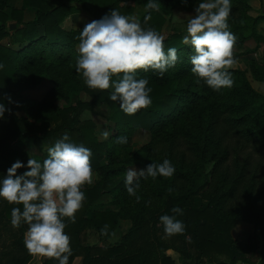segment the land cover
<instances>
[{"label": "trees", "instance_id": "16d2710c", "mask_svg": "<svg viewBox=\"0 0 264 264\" xmlns=\"http://www.w3.org/2000/svg\"><path fill=\"white\" fill-rule=\"evenodd\" d=\"M7 1L0 0V100L6 106L0 118V175L15 160L24 162L29 146L48 149L64 133L92 152L96 178L82 187L86 198L75 221L64 218L72 248L68 264L76 256H81L80 264H175L165 252L168 248L189 264L213 262L220 256L232 264H264V93L252 86L246 69L237 67L229 69L231 87L213 90L191 71L192 46L182 43L187 21L162 32L175 8L194 11L199 0H158V9H147V0H22L19 8H6ZM139 5L145 7L138 16L141 25L156 29L164 37L165 50L175 46L178 58L163 75L151 68L136 70L138 77L148 78L152 102L128 114L109 98L112 89L90 88L75 71L79 32L85 23L65 27L63 22L81 10L92 19L112 8L130 15ZM25 7L34 10L27 20ZM248 10V0H231L227 20L237 37L234 46L258 38L264 12L252 15ZM146 12L150 16L144 20ZM248 62L255 77L264 81V59ZM44 79L50 86L39 99L22 96ZM86 90L88 100L81 96ZM60 99L67 105L58 106ZM83 110L112 123L108 137L97 134L92 119L80 117ZM138 129L149 131L150 141L132 151L131 136ZM120 135L127 137L126 143L117 141ZM159 143L163 152L156 154L151 146ZM47 149L34 158L42 161ZM165 157L175 167L173 174L139 177V187L130 195L124 184L127 166L138 163L144 168ZM25 170L22 166L17 174ZM102 195L109 196L117 209H92ZM173 206L183 211L172 213ZM13 207L22 210V204L0 198V264H29L33 254L24 245L27 224L11 225ZM164 213L182 220L184 232L165 234L158 219ZM119 218L129 219L131 225L118 243H84L86 228L94 227L104 240ZM238 219L254 227L245 241L232 235ZM40 264L56 260L42 256Z\"/></svg>", "mask_w": 264, "mask_h": 264}, {"label": "clouds", "instance_id": "9594fccd", "mask_svg": "<svg viewBox=\"0 0 264 264\" xmlns=\"http://www.w3.org/2000/svg\"><path fill=\"white\" fill-rule=\"evenodd\" d=\"M145 7L158 9V0H147ZM230 10L231 0H199L182 36V43L192 46L191 71L213 90L233 84L229 69L235 62L233 47L237 37L229 28ZM149 16L146 12L144 20ZM163 41L156 29L143 27L137 16L112 8L80 30L75 71L90 88H111L109 98L117 101L125 113L133 114L152 102L148 78L138 77L136 70L151 68L163 75L177 61L176 47L165 50ZM116 74L118 78H113ZM5 111L0 100V118ZM101 135L106 138L109 132L104 130ZM116 139L119 143L127 142L124 135ZM47 153L42 161L33 157L26 162L17 159L7 167L0 175V198L22 204V210L11 209L10 223L13 227L27 224L24 245L30 253L55 258L56 264H68L72 248L71 238L64 231V218L75 221V213L86 198L82 187L93 183L92 152L64 133L48 147ZM22 166L26 170L17 174ZM174 170L167 157L161 162L151 161L139 170L130 167L124 177L126 190L134 195L139 177L171 176ZM182 211L179 206L171 209L177 214ZM158 219L167 235L185 230L183 221L174 215L164 213ZM105 229L106 226L102 231Z\"/></svg>", "mask_w": 264, "mask_h": 264}, {"label": "rangeland", "instance_id": "374dc122", "mask_svg": "<svg viewBox=\"0 0 264 264\" xmlns=\"http://www.w3.org/2000/svg\"><path fill=\"white\" fill-rule=\"evenodd\" d=\"M122 2V0H120ZM249 2V10L248 12L252 15L260 14L264 12V0H248ZM20 3V0H10V5L18 4ZM9 4V3H8ZM145 9L144 6H137L134 11L130 15L139 16V12L143 11ZM193 15L192 10H183L181 8H175L173 10V13L171 14V19H167L166 23L163 26V35L168 33L171 30L178 29L180 24H184L187 19ZM32 12H27L25 18H31ZM91 15L87 10H84L83 12L75 13L72 15H69L65 18V21L63 22V25L65 27H78L84 23H87L91 21ZM257 32L259 33L258 38H250L247 41H245L240 47L234 46L233 47V56L235 59L234 64L231 67H237L241 69L247 70L248 78L252 84V86L257 89L258 91H261L264 93V81L259 80L255 77V75L251 72L249 68V59L253 58L258 62H261L264 59V22H260L257 25ZM78 49V47H77ZM50 86V82L46 79L42 80L40 84L35 86L34 88L25 90L22 92V96H30L33 98L39 99L43 93L46 91V89ZM111 89V88H110ZM82 98L85 100L90 99V93L88 90L84 91L81 94ZM14 104V103H13ZM56 104L58 106L64 107L67 105V103L64 100H57ZM16 114H20L21 112L16 109ZM80 117L82 119H92L96 124V131L97 134L100 137H103L101 135V132L104 130L108 131V127L112 126V123L108 120H106L104 117L97 115L91 111L83 110L81 112ZM131 140L133 142L132 151L138 150L141 148L144 144L148 143L150 141V132L144 129H138L134 131V133L131 136ZM152 152L156 154H161L163 152V144L159 143L155 146H151ZM47 148L45 147H37V146H29L26 148L25 152V158L24 162L29 157H35V156H41L44 154V151ZM159 156V155H157ZM133 167L137 170L142 169L140 164L133 163L129 166H127V169ZM96 178V174L93 172V181ZM92 209H117L116 205L113 204L111 198L107 195H102L98 200L94 202L92 205ZM92 212L87 213V216L91 217ZM238 222V223H237ZM235 226L232 229V235L235 238H245L247 234L253 233L254 227L251 223L237 220ZM131 225V221L126 218H119L116 226L114 227L112 233L108 235L104 240H100L98 232L94 227H88L85 229V244L88 245H101V246H110L118 243L120 241V238L124 232L129 228ZM166 254L170 255L174 261L175 264H189V260H184L180 257V254L171 249L168 248L166 251ZM42 256L39 254H33V259L30 262V264H37L39 259H41ZM81 260V256H76L72 264H77L78 261ZM202 264H232L228 257L226 256H220L217 259H215L213 262H203ZM237 264H245L241 261H239Z\"/></svg>", "mask_w": 264, "mask_h": 264}, {"label": "crops", "instance_id": "0c3cea01", "mask_svg": "<svg viewBox=\"0 0 264 264\" xmlns=\"http://www.w3.org/2000/svg\"><path fill=\"white\" fill-rule=\"evenodd\" d=\"M9 3V4H8ZM7 7L6 8H9V7H16V8H19V7H22V0H20V3H18V4H13V5H10V0H8L7 1ZM84 10H81L80 12H83ZM23 12H25L24 13V19H26L27 20V18H25L26 17V13L27 12H32V17H33V12H34V10L33 9H31V8H29V7H25L24 9H23ZM77 14V13H76ZM31 17V18H32ZM28 19H30V18H28ZM238 223V222H237ZM252 233H248L247 234V236L245 237V238H241V237H239V238H236L237 240H243V241H245L246 239H247V237L248 236H250ZM234 237V236H233ZM235 238V237H234ZM32 259H33V257H32ZM32 259H31V261H32ZM75 259V258H74ZM41 260H42V258L41 259H39V261L37 262V264H40L41 263ZM30 261V262H31ZM30 262H29V264H30ZM80 262H81V260H79L78 261V263L77 264H80Z\"/></svg>", "mask_w": 264, "mask_h": 264}]
</instances>
